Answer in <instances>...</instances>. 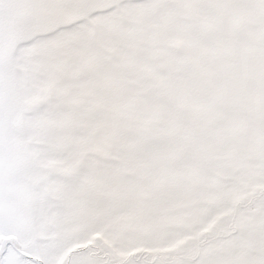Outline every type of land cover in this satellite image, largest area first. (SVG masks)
<instances>
[{
  "label": "snow or ice",
  "instance_id": "1",
  "mask_svg": "<svg viewBox=\"0 0 264 264\" xmlns=\"http://www.w3.org/2000/svg\"><path fill=\"white\" fill-rule=\"evenodd\" d=\"M0 264H264V0H0Z\"/></svg>",
  "mask_w": 264,
  "mask_h": 264
}]
</instances>
